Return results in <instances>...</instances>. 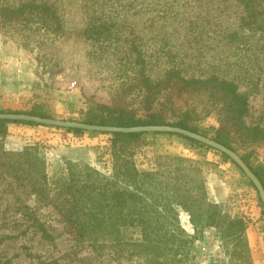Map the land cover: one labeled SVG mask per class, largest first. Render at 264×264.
<instances>
[{"label":"rangeland","instance_id":"obj_1","mask_svg":"<svg viewBox=\"0 0 264 264\" xmlns=\"http://www.w3.org/2000/svg\"><path fill=\"white\" fill-rule=\"evenodd\" d=\"M9 63L33 74L31 106L53 118L187 119L207 137L227 139L264 176V0H0V67ZM214 77L247 98L245 127ZM35 126L42 131L27 139L10 140L8 131L0 153L37 144L50 188L66 161L109 172L110 135ZM147 140L136 157L142 168L166 150L208 163L209 199L246 220L249 255L264 264V205L240 167L179 136ZM0 164V264H135L79 244L55 197L39 199L32 181ZM180 221L194 236L187 213ZM187 252L188 264H229L215 228L193 238Z\"/></svg>","mask_w":264,"mask_h":264},{"label":"trees","instance_id":"obj_2","mask_svg":"<svg viewBox=\"0 0 264 264\" xmlns=\"http://www.w3.org/2000/svg\"><path fill=\"white\" fill-rule=\"evenodd\" d=\"M212 80L213 86L233 108L240 127H245L242 117L248 111L247 98L233 83L215 77ZM41 108L33 105L30 110L0 109V113H29L53 118L50 112ZM81 121L117 127L170 125L207 136L187 119L166 123L133 115L89 114ZM9 123L42 125L0 119V139L8 134ZM61 129L76 134L89 132L110 135L107 147L111 159L109 172L87 163L66 161V174L56 178L55 187L50 188L46 181L45 160L37 144L17 152L0 153V162L7 163L9 168L20 171L32 181L31 189L39 199L55 197L65 209V218L72 226L79 244L89 245L99 254L135 264H188L187 249L193 238L207 228H215L228 249L229 264H253L246 238V220L229 212L222 203L209 199L206 161L183 157L168 150L157 153L146 168L140 167L136 159L139 150L149 145L148 136L174 135L199 146H210L178 133ZM213 139L235 151L227 139ZM221 154L231 160L227 154ZM240 156L264 185L262 170L254 167L246 156ZM8 157L10 160H7ZM251 185L255 188L252 182ZM180 211L189 216L194 236H188L182 227ZM43 233L48 235L44 228Z\"/></svg>","mask_w":264,"mask_h":264},{"label":"water","instance_id":"obj_3","mask_svg":"<svg viewBox=\"0 0 264 264\" xmlns=\"http://www.w3.org/2000/svg\"><path fill=\"white\" fill-rule=\"evenodd\" d=\"M0 119L9 120V121H26L34 122L42 125H49L62 128H77L91 132H144V133H178L185 135L187 137L198 140L212 148H215L225 154H227L245 173L249 180L254 184L257 189L262 203L264 205V185L259 179V177L253 172V170L247 165V163L242 159V157L232 150L231 148L223 145L222 143L207 137L205 135L195 133L193 131L181 128L174 127L170 125H140L133 127H117V126H108L100 124H89L82 121L75 120H63L58 118H47L37 115H32L29 113H0Z\"/></svg>","mask_w":264,"mask_h":264},{"label":"crops","instance_id":"obj_4","mask_svg":"<svg viewBox=\"0 0 264 264\" xmlns=\"http://www.w3.org/2000/svg\"><path fill=\"white\" fill-rule=\"evenodd\" d=\"M33 81V74H30L20 64L9 63L2 65L0 67V109H30L34 96L32 91ZM8 131L9 134L12 133L10 140L16 141L20 136H22V139H27L28 135L41 132L42 130L40 126L9 123Z\"/></svg>","mask_w":264,"mask_h":264}]
</instances>
